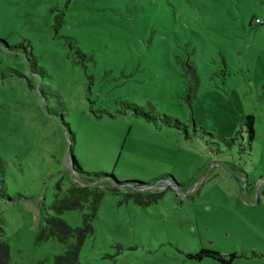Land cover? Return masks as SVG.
<instances>
[{
    "label": "rangeland",
    "instance_id": "1",
    "mask_svg": "<svg viewBox=\"0 0 264 264\" xmlns=\"http://www.w3.org/2000/svg\"><path fill=\"white\" fill-rule=\"evenodd\" d=\"M65 3L0 0L8 264L66 251L37 236L56 193L92 185L72 171L71 144L83 171L145 183L101 197L79 264H225L187 257L200 249L264 264V0ZM89 212L86 202L60 216L76 228Z\"/></svg>",
    "mask_w": 264,
    "mask_h": 264
},
{
    "label": "trees",
    "instance_id": "2",
    "mask_svg": "<svg viewBox=\"0 0 264 264\" xmlns=\"http://www.w3.org/2000/svg\"><path fill=\"white\" fill-rule=\"evenodd\" d=\"M72 0H66L65 6ZM55 20V29L58 32L59 29L65 23V11L59 10V12L54 17ZM1 41V40H0ZM8 48L11 49L10 46ZM11 72H16L14 69H9ZM245 125H247L250 138L254 139L255 131V117L253 114H248L245 118ZM70 143L73 141V133H68ZM70 153V162L73 172H79L81 174H86L88 176H92L91 186L82 187V185L72 183L69 188H67L64 195H61L59 192L55 194V198L52 202V210L54 215L47 218L45 225L40 229L37 240L39 242L49 240L50 238L57 239L60 243L66 245V251L63 254L56 255L53 264H79V254L83 247L85 240L94 233V225L93 219L96 215V210L101 202V197L104 194H107L109 189L117 190L120 186L130 187V184L133 183H142L139 181H120L118 178L112 173H100V172H86L80 167L76 158L72 153V144L69 146ZM3 172V171H2ZM172 178L171 175H162L160 177H156L153 182H148L149 184L156 183L159 179L162 178ZM64 177H61L57 182V190H62L61 183ZM106 179H110L112 183L111 185L105 184ZM101 182V183H100ZM115 184L119 185L118 187ZM4 188L1 187V190ZM142 194L139 191H136L132 194V196H137ZM91 197H88L90 196ZM89 203L90 212L83 214L82 217V225L80 227H72L70 226L60 215L66 210H76L84 207L85 203ZM70 239H74L73 242H70ZM187 257L190 259L201 260L204 257L213 258L219 262L230 264L234 258L237 257L236 254H231L228 258L224 257L222 254L216 251H211L208 249H200L196 253H189ZM10 260V246L6 241H2L0 239V264H8ZM37 264H47L45 261H38Z\"/></svg>",
    "mask_w": 264,
    "mask_h": 264
}]
</instances>
